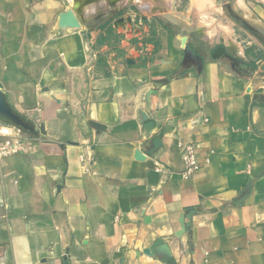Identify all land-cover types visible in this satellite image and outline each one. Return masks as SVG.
<instances>
[{
  "label": "crops",
  "instance_id": "crops-1",
  "mask_svg": "<svg viewBox=\"0 0 264 264\" xmlns=\"http://www.w3.org/2000/svg\"><path fill=\"white\" fill-rule=\"evenodd\" d=\"M211 7L186 22L198 68L159 18L156 42L114 47L58 0H0V90L37 131L0 157V264H264V45L223 21V51L203 45ZM156 238L171 263L144 253Z\"/></svg>",
  "mask_w": 264,
  "mask_h": 264
},
{
  "label": "rangeland",
  "instance_id": "rangeland-1",
  "mask_svg": "<svg viewBox=\"0 0 264 264\" xmlns=\"http://www.w3.org/2000/svg\"><path fill=\"white\" fill-rule=\"evenodd\" d=\"M58 1H60L62 5L63 8L62 13L72 10V12L74 13V15L76 16L79 22L76 26L69 27L70 29H83L86 32L96 31L99 29L102 32H105L106 40L110 41L114 47L120 45L119 42L124 38V35L130 37V43L132 45H138L139 43H141L142 45L148 42H156L153 41L152 39L156 37V33L158 32V28L156 27L157 24L155 23V21H157L158 18L157 15H159L160 12L162 14L167 13L169 15L175 16L177 20L185 18L182 20L186 23L191 18V15H196L197 12L200 11L196 9L197 0H166L165 4H163L164 6L161 7L160 5L156 6L157 5L156 0L154 1L111 0L112 1L111 3L123 4L122 7H120L110 15L102 16L95 20H89L95 14H97L96 12H98V8L102 10L104 9V7L101 8L100 6L104 5V2L106 0H89L88 2L83 3V6L81 2L82 0H79V4L77 2L73 3V0H58ZM201 1H203L204 5L207 3V1L210 3V5H212L210 9L213 13L212 15L213 17L211 16V20L213 21L211 30L213 31V34H215L210 39L207 40L205 38L201 39V43L203 45H208L207 46L208 48L213 47L212 49L214 50L218 49L219 46H223L222 43L217 42V38L219 37V35H216L218 34V29H219L217 25L221 21L228 22L229 25L232 27V29L236 31V33H240L243 35L248 34L243 29L236 26L233 22H231L228 19L222 7L223 1L221 0H207V1L201 0ZM233 1H234V8L238 12H240L241 14H246L247 17L252 18V20L256 19L254 16L253 5L255 3L257 4L256 2L257 0H233ZM84 4L87 6H85ZM94 7H96L95 8L96 12H93ZM106 7H108V5L105 6V9ZM156 7H158L159 10L156 11V9H158ZM202 9L204 10V7ZM198 13H203V11H200ZM119 18L123 19V22L125 23L124 26L122 25L121 22L117 21ZM128 18H130V22H128ZM186 25L188 32L194 30V27L192 25L188 23H186ZM114 29L115 32H113ZM188 32H184V34L186 33L185 35H187Z\"/></svg>",
  "mask_w": 264,
  "mask_h": 264
},
{
  "label": "water",
  "instance_id": "water-1",
  "mask_svg": "<svg viewBox=\"0 0 264 264\" xmlns=\"http://www.w3.org/2000/svg\"><path fill=\"white\" fill-rule=\"evenodd\" d=\"M221 1H223L222 7L228 19L231 22H233L236 26L243 29L246 33L255 37L258 41H260L264 45V36L261 34L260 30H258L252 24L251 21L245 18L240 12H238L234 8V1L233 0H221ZM122 5L123 4L121 3L119 4L113 3L112 8L108 10L107 9L102 10L98 8V13L95 14L89 20H95L98 19L99 17L110 15L111 13L122 7ZM61 16H62L61 17L62 24L65 25L66 27H73L79 23L72 10L62 13ZM157 16L160 20L168 23L169 25L178 27L184 32H188L187 25L182 19L176 20L175 18H172L169 14L167 13L162 14L161 12ZM68 20L72 21V23L69 22ZM117 21L122 22L123 19L119 18ZM128 22H130V18H128ZM181 42L184 46L185 58L188 61L194 63L198 68H201L202 58L187 43V36L185 34L181 36ZM219 49L223 51L224 48L223 46H219ZM0 119L7 123L13 124L14 126H17L22 131L28 134H37L36 127H34L31 123H29L26 119H24L21 115H19L16 111L12 109V107L6 101V98L1 90H0ZM94 124L97 125L96 123ZM152 126H153L152 122H146L144 127L146 130H149L151 129ZM151 144H152V149L157 148L159 146V139L153 138ZM135 158L142 159L143 154L140 151H136ZM185 217L187 216H183L179 221L180 223H182L184 230H187L189 225L187 223H184L183 218ZM144 253L149 256L160 257L167 263L172 262V258L170 257L168 248L160 238H156L151 245L145 248Z\"/></svg>",
  "mask_w": 264,
  "mask_h": 264
},
{
  "label": "built area",
  "instance_id": "built-area-1",
  "mask_svg": "<svg viewBox=\"0 0 264 264\" xmlns=\"http://www.w3.org/2000/svg\"><path fill=\"white\" fill-rule=\"evenodd\" d=\"M29 135L17 126L0 119V157L3 158L22 153L24 151L25 140ZM181 158L182 170L180 176L182 178H189L200 167L196 161V153L193 146L183 144ZM207 161L208 159H206ZM155 169L156 171H161V164L155 162Z\"/></svg>",
  "mask_w": 264,
  "mask_h": 264
},
{
  "label": "bare ground",
  "instance_id": "bare-ground-1",
  "mask_svg": "<svg viewBox=\"0 0 264 264\" xmlns=\"http://www.w3.org/2000/svg\"><path fill=\"white\" fill-rule=\"evenodd\" d=\"M89 0H82L81 2H82V6H83V3H85V2H88ZM126 1V0H125ZM140 1H142V0H140ZM152 1H154V0H152ZM165 1L166 0H156V6H159L160 5V7L161 6H164L163 4H165ZM74 2H77L78 4H79V0H73V3ZM112 1L111 0H106L105 2H104V5H101L100 7L102 8V7H104V9H105V6H107L108 5V7H106V9L108 10V9H111L112 8V4L113 3H111ZM130 2V1H129ZM144 2V1H143ZM147 2V1H146ZM148 2H150V1H148ZM100 3V2H99ZM110 3H111V5H110ZM117 3H119V2H117ZM85 5V4H84ZM110 5V6H109ZM85 6H87V5H85ZM98 6V5H97ZM99 7V6H98ZM87 8V7H86ZM91 8V7H90ZM96 7H94V11L93 12H96L95 9ZM103 9V10H104ZM91 10H93V9H91ZM96 13H98V12H96ZM172 18H175L176 19V17L175 16H172V15H170ZM86 18V17H85ZM177 20V19H176ZM222 39V38H221ZM221 39L218 37L217 38V40L218 41H221Z\"/></svg>",
  "mask_w": 264,
  "mask_h": 264
},
{
  "label": "trees",
  "instance_id": "trees-1",
  "mask_svg": "<svg viewBox=\"0 0 264 264\" xmlns=\"http://www.w3.org/2000/svg\"><path fill=\"white\" fill-rule=\"evenodd\" d=\"M184 72L183 71H179L178 73H176L177 75H181V74H183Z\"/></svg>",
  "mask_w": 264,
  "mask_h": 264
}]
</instances>
